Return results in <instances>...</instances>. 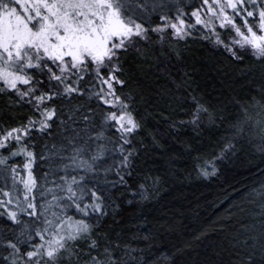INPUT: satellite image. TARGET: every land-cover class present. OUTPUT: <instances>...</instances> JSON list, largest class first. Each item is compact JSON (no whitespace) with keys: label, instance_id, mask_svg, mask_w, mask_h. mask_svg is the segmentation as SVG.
Masks as SVG:
<instances>
[{"label":"snow or ice","instance_id":"6c2138e0","mask_svg":"<svg viewBox=\"0 0 264 264\" xmlns=\"http://www.w3.org/2000/svg\"><path fill=\"white\" fill-rule=\"evenodd\" d=\"M190 40L260 82L250 103L218 117L202 96L178 95L191 87L180 47ZM161 100V111L188 117L173 128L229 122L234 135L220 156L253 125L264 130V0H0V216L11 222L0 228V264H175L171 252H145L100 231L109 216L118 223L126 193L117 189L145 201L160 182L139 133L141 110ZM216 160L198 174H214ZM248 198L254 214L231 237L229 255L264 264V184Z\"/></svg>","mask_w":264,"mask_h":264},{"label":"trees","instance_id":"16d2710c","mask_svg":"<svg viewBox=\"0 0 264 264\" xmlns=\"http://www.w3.org/2000/svg\"><path fill=\"white\" fill-rule=\"evenodd\" d=\"M154 19L158 22V16ZM180 47L185 49L181 72L188 71L187 82L191 86L187 95L178 94L185 99L192 94L202 96L217 109V116L223 117L236 111L235 104L250 103L259 91L260 82L240 73L223 53H213L206 45L191 40ZM178 79L183 81V76ZM158 87L166 89L169 85L161 80ZM164 107L161 100L147 114L143 109L140 113L145 118L146 131L139 136L146 139L148 166L160 182L150 189L151 198L145 201L132 197L125 189H117V194L126 193L120 200L118 223L113 224V217L109 216L100 231L120 235L121 242L132 241L134 247L145 252H171L175 264H228L229 259L239 264L229 255L231 237L245 226V218L253 215L248 192L264 184V130L253 125L242 137L232 140L234 147L220 156V150L234 135L225 131L229 122L221 126L217 120L196 130L190 124L177 123L173 128L172 122L188 117L178 109L163 112ZM181 107L192 105L182 103ZM165 115L168 120L163 118ZM149 132L157 135L159 144H152ZM213 156L217 158L216 172L208 177L199 175L197 166ZM144 158L142 154L141 159ZM18 162H22V157L12 161ZM35 167L40 173L46 170L43 161ZM4 183L0 176V187ZM128 200H132L130 205ZM5 225L11 226V222L0 216V228Z\"/></svg>","mask_w":264,"mask_h":264},{"label":"rangeland","instance_id":"374dc122","mask_svg":"<svg viewBox=\"0 0 264 264\" xmlns=\"http://www.w3.org/2000/svg\"><path fill=\"white\" fill-rule=\"evenodd\" d=\"M254 214V213H253Z\"/></svg>","mask_w":264,"mask_h":264}]
</instances>
